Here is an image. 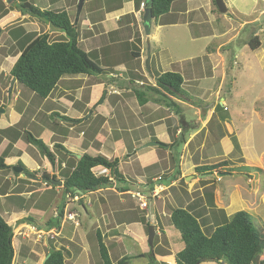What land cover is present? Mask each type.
Segmentation results:
<instances>
[{"label":"crops","instance_id":"0c3cea01","mask_svg":"<svg viewBox=\"0 0 264 264\" xmlns=\"http://www.w3.org/2000/svg\"><path fill=\"white\" fill-rule=\"evenodd\" d=\"M33 1L34 0H31V3ZM137 1L139 0H85V3H89L88 10L84 15H82V7V10L76 20H74V18H71L70 12L71 10H73V2H78V0H44L43 4H46V7L42 5V8L53 10V5L57 4L56 10H65L68 13L71 22L74 23L77 27L79 46L81 48L86 47L87 50H85L84 52L92 54V57L95 58L94 60H96V58L97 60L101 58V61L103 62L105 56H109V51H113L112 49L114 48V46L121 44L120 42L122 40H126V43H129L132 47H135V49L133 48V52L135 53V55L137 54L136 47H138V49L140 50L139 57L136 58L135 55L132 54L135 58L132 65H129V67L128 65H122L118 67L117 72L118 76L120 75L121 77V81L124 78H131L132 74L129 73L130 68H133V73L140 75L143 79H146L148 77V74L144 71V68L146 67L145 62L147 59L145 44L150 45L151 40L155 41L157 45H160L161 41L159 39H163L166 35L174 34V32H176L173 31L171 33L161 35L160 30H162L163 28L174 29L182 26L188 27L190 29V34L188 35L190 43L193 44L199 41L203 42V49H201L202 53L199 55L200 57L195 58L189 56L186 58H179L177 63L174 64L169 62L171 61V59H169V63H166V65H164V58L162 56V52L164 50L158 47V49H156L157 52L155 53L150 48L151 57L149 64L150 67L152 66L153 68V77L148 81L147 86L155 85L154 83L156 82V79L154 80V76L156 78V76L167 72L177 73L183 79V90L191 97L195 98V102H197L198 99L202 100L204 102L203 105H199L198 107L193 105L191 99L187 98L184 95L169 96L171 100L176 103L179 108H181V112L177 113L174 108H167L166 106L155 103L153 101H149L145 105L141 106L138 104L135 98L136 105H134L133 107H128V111H130V113H126L127 110L125 108V105L127 106V100L125 98L127 96L126 94H124L125 89H120L121 87H119V89L109 88L108 92H106V95H110V97L116 96L114 105L111 107L110 117L108 119H104L103 124H101L99 128H96L95 130H93V132H89V124L93 117L97 115V113L92 112L90 117L86 118L84 109H79L80 101L81 99H83L81 94L85 90V88H83L84 85H82L81 87H77L78 89L76 93L73 94L71 93L70 89L67 88L66 90V87L64 85L60 86V83L64 81L60 80L52 93L46 99L41 101L37 100L33 96V94L26 95L23 100H20V97L22 95V92L20 90H17L16 94L12 95L13 89L16 87L17 83L15 82L11 86L12 79L9 76V72L18 59V54L14 57H11L13 61L11 66L9 67V70L5 69V65L10 60V58H4V60L7 62H2V65H0V110L2 109L0 111V130H5L9 127L17 125L22 118H25L29 115V118L26 119V121L28 120L26 131L30 132L29 127H31V125H29V123H33L39 128L38 136L32 135L33 133H31L33 137H37V139L44 141V139L42 140V137L45 136L44 133H48L49 139L47 142L44 141V144L48 147L49 150L52 151L53 145L55 143H59L70 153L76 155V159H79L77 156L81 157V155L83 154H87L92 157L102 155L108 160L117 159L118 171L123 176H125L128 182H130L128 178L129 176L122 173V171L120 170V166L125 165L128 166V168H132L134 166V163L137 162L139 169L136 176H134L135 181L132 184L133 186L136 185L137 187H139L138 185L143 184V186L145 185L146 190L148 186V180H152L154 179V177L156 178V175L151 174L152 172H154V170H152V172L150 173V170L148 168L156 167L157 169L162 170L163 166L164 172L169 171V175L166 177L167 182L169 183L167 186H172L174 188L176 187V184L178 182H181L180 180H189V176L191 175V173H195L196 166L203 165L202 162L204 156L202 152L205 148L206 140L208 138V133L206 131L207 125L210 122V119L213 120V113L216 103L220 102L221 105L225 104L226 106L223 97L219 98L217 96L213 102L214 82L219 81L218 79L221 77L220 84H223L224 81L228 80L231 76L229 74L230 68L228 64L225 63L226 60L222 52H226L228 49H230L229 45L231 44V42L233 43L238 41L240 33L245 26L254 25L251 26V34L256 37H259V34H256V32L261 30V28H257L258 25H256V19L243 22L237 27L230 26L229 28H223L219 24L220 19L216 14L217 8L214 6L212 0H174L167 14L159 17L155 23L152 21V24H154L155 27V32L151 33V25L150 36L147 37L144 34L142 23L144 8H142V5H144L146 1H140L142 2V4L139 10H137L135 7V2ZM85 3L83 5H85ZM4 4L7 5L5 1ZM59 4L64 5H62V7H58ZM262 12L264 13V11ZM28 18L30 17L21 15V13L19 12L9 11L6 15L0 17V34L6 32V34L10 36L13 25L17 24V22L19 21V25L24 30L29 24V21L26 20ZM24 32L31 33V31H28L27 29L24 30ZM195 32L196 34L193 35L192 33ZM58 34L60 35V33ZM229 34L230 37L226 39ZM100 37L102 39L106 38L107 42L101 47H92V45L94 44V40ZM213 41H216V47L211 48L210 44H213ZM226 47H228V49H226ZM243 48L249 49L247 44L244 45ZM130 49L131 47L129 48V50ZM233 59L237 60L235 59V56L233 57ZM94 60L92 59V61ZM138 62L141 68L133 67L134 65L138 64ZM173 65H177L178 67L174 68ZM89 79L90 78H87V80L78 81L81 83H86V81H88ZM133 79V88L142 87L144 85V80L134 81ZM97 87V84H92L88 89L92 92V90H95ZM129 88L130 89H127L126 92H131V94H133V88ZM111 89L114 91L111 92ZM8 91L9 103L5 105L4 98ZM147 94L149 99H155V96L150 95V93ZM123 103V113L118 114L117 108L118 110H120L119 106H121V104ZM159 109H163L165 111V115L158 120L150 119L148 121V118L154 115ZM190 110L193 111V113L189 112ZM199 113L205 114L207 116V121L198 126L197 122H199L200 120L198 117L193 118V116ZM55 115L60 118L61 122H64V120L62 119L63 117L82 121L75 125L65 121L67 125L64 129L63 125H60V123L53 124L52 127H49V125H47L48 118H51ZM129 117H136L139 121L137 123L138 126L135 131L126 127L125 121ZM119 118H121L122 121H119ZM234 120L235 119H233L231 123H233ZM111 121H113V125L109 124L111 123ZM86 123H88L87 127L82 128ZM93 123L94 122H92V124ZM158 125L163 126V131H165L166 133H168L170 129H173V138L183 143V152L179 156L180 159L186 156L185 158H187V160L189 161H187L185 164L181 161H178V166L175 170H173V167H171V164H169V162L168 164L166 161L162 162L163 159H161L160 156H157L158 159L156 158L158 150L162 149L163 147H146L148 143L152 142V135H149L148 132L146 133V130H149L150 127ZM78 128H80L79 132H76ZM242 128H235L236 130L230 129L231 132H229L228 129V132L230 134H234V137L237 139V141H240V150L241 154L243 155L242 158L249 159L251 158V154L257 155L253 157H261V155H264V151L260 152L259 155L253 149L252 142L250 141V128ZM136 130H139L138 132H142V134H140L137 140L134 139L133 142L127 141L126 135L134 136L133 134L136 132ZM99 135L104 136L102 140L99 139ZM173 138H166L168 144L165 143L164 145H167L166 150H168V152H171L172 148L175 146L173 142L174 140H172ZM10 140L11 139L6 138L3 135L2 140H0V156L5 150L8 149ZM156 142L162 144L160 141ZM220 142L226 144L224 149L226 152L228 151V149H230L228 148V146L233 149V145L231 144L232 142L230 143V139L228 138V136L223 137ZM142 143L145 144V147H143L141 151H138L137 149ZM153 148H156L157 150H152ZM132 151L134 153L130 154ZM195 156H198V158L197 161L193 162L194 160L192 161L191 159H193ZM168 158H172L171 153L168 154ZM248 159L245 163H248ZM18 163H22V165L30 172L39 171V169H42L46 173H57L59 171L57 165L53 168L50 162L39 152H37L34 146L26 144L22 139H19L16 143L13 144L8 156L4 159V165L11 168L12 170L14 167H18ZM246 167L255 168L252 162L248 163ZM178 170L180 171L179 174L176 173ZM4 171H6V175L4 176L5 181H12L10 175H12L14 178H18V180H22L26 177L23 171L22 173L18 174V176H14L8 169H5ZM93 171L98 175H109V171L105 168L97 167ZM60 182H62L63 185V181ZM202 182L205 181L201 180L200 183ZM206 182L208 183L206 184ZM206 182L204 184L205 186L201 185L200 188H197L195 190L196 192L199 190V195L197 193L194 197L191 196V189L194 184L190 189L186 186L185 194L184 192H182L181 197H176V202H182L179 207L186 208L194 214H200V211H204V207H206L207 205L205 203V188H209L212 185L211 181ZM170 183L172 184L170 185ZM116 184L118 185V183L114 181L108 188L100 189L94 193H103L105 191L115 192L116 190H118V186ZM0 188L2 187L0 186ZM57 188L60 189L62 188V186H57ZM128 189L129 191L127 193L121 194L131 195L134 192L130 188ZM57 192V199L51 204V206L58 204L60 201V190H57ZM27 194L22 193L20 194V196L24 199H27ZM7 196L8 194L0 195V199H6ZM84 196L85 195H82V197ZM183 198H185L186 201L184 204ZM101 202H103V200H101ZM80 210L74 211V213L78 215L81 220L80 225L79 223L74 225L73 221L60 224L59 221L57 227H53V225H51L52 227L49 229L50 231H55V238H57V240L65 242V246H62L65 249V262H70V264H100L96 259L94 249L97 244L96 234H99L101 236L103 244L106 247L110 264H120V260L125 256H129L131 259H138L140 261L139 264L147 263L148 259H144V257H147L146 255L151 253V248L147 244L148 234L145 231L144 225L139 222H128V218L137 217L138 213L135 212L136 210L132 209L131 207L118 209H93L86 206H82ZM28 212L36 213V215L38 214V217H41L40 215H45L47 211L42 212L40 210L31 209V211ZM55 215L57 216V213H55ZM53 218H55V216H53L51 219ZM148 224L150 225L151 223L148 222ZM210 225L213 226V224L211 223ZM154 229L156 235L155 238H161L165 235L164 228L159 226V223H156L154 225ZM167 241H169V239ZM126 242L130 244V247H128ZM159 245L160 242L157 243L152 249L156 261L159 264H163L170 258L171 262H173V256L177 252H170L166 255H164L163 252L157 254L155 252ZM168 245L170 246V244ZM118 248L122 255H120L117 260H113L112 251L118 250ZM121 250H123V252ZM127 253L129 255H125ZM26 259L27 257L21 259L20 264H24L23 262H27ZM43 262L40 264H43ZM128 263L129 261L127 262V264ZM166 264L168 263L166 262Z\"/></svg>","mask_w":264,"mask_h":264},{"label":"rangeland","instance_id":"374dc122","mask_svg":"<svg viewBox=\"0 0 264 264\" xmlns=\"http://www.w3.org/2000/svg\"><path fill=\"white\" fill-rule=\"evenodd\" d=\"M44 0H34L32 4L41 9V10H47L43 9L42 5L46 7V4H43ZM192 1H200V0H192ZM224 4L227 8V13L225 15H221L216 12L217 16H219L220 22L219 24L224 28L237 27L243 22L246 21H257L258 27L261 28V30L257 31L256 34H259L260 47L258 49L260 50H250L248 48H243L244 45L248 44V41L251 37H253V34H251L252 27L254 25H247L244 27V29L240 33V37L238 38L237 42H231L229 45V48L226 52H222L224 55V58L226 60L225 63L228 64L230 70L229 74L231 75L230 78L226 81H224L223 84H220V78L219 81L214 82L213 84V102L214 99L218 96L219 98L224 99V102L226 103V111H224L223 106L220 104V102L216 103L217 113H213V119L209 125H207L206 131L208 133V138L206 140L205 148L203 149V165H212L219 162H222L225 160L228 163V166L233 172V176H223L220 175V170L224 171V169H218L213 172V175H208L204 177H200L199 174L191 173L189 176V180L184 181L180 180L181 182H178L176 184V187H172L170 189L169 186H167L168 182L167 179L164 178L162 184L164 186H167V190L160 193L158 196H152L148 192V186L147 190L145 185L143 184L133 186L132 183L135 181L136 174L138 173V163L135 162L134 166L132 168H128V166L121 165L120 170L124 175H128L130 182L126 181V183H118V189L121 187L124 188H130L134 193H140L139 195L143 196L141 197H135V195L132 197L131 195L121 194L118 190L115 192L113 191H105L101 193H92L87 194L84 197L78 195V196H70L68 198H64L63 194L60 192L59 194V203L52 205L49 207L45 215H40L41 217H38L36 213H29L26 210L21 209L19 206L22 202L18 199H13L10 201L8 198L6 199H0V215L1 217L7 222L8 225L13 227V247L16 254V259L14 261V264H20V252L21 248L25 247L28 249L27 252V262H23L24 264L32 263V264H40L43 262V260L46 257L47 250L49 248V245L52 244L56 248L64 249L62 246H65V242L61 240H57L55 238L56 234L55 231L47 230L46 224L51 220L53 216L56 217L55 213L58 211V206H61L64 204L63 209V216L60 219L61 223H66L69 221H73L74 225L81 223V220L78 215L74 213V211H79L82 206L90 207L93 209H99V208H110V209H118V208H126L131 207L132 209L136 210L137 217H144L150 225L154 226L156 223H159V226L164 228L165 235L161 238H155L156 235L154 234L153 242L155 244L160 242V245L157 247V250L155 253L160 254L161 252L164 253V255L169 254L170 252H178L183 249L184 244L181 242L179 233L172 228V225L169 221V216L171 213V210L175 207H179L180 204L178 201L176 202V197H181V193L186 192V186L189 187V189L192 187V193L191 196L194 197L195 194L198 193L199 190L196 192L195 190L197 188H200L201 185H204V183H200L201 180L203 181H211L212 187L208 189L207 191L209 193H213V204L215 208L210 211L207 210V218H204L203 224L206 225L204 228V233L206 235H210L211 232L214 229V226L212 227L210 225L214 222L221 223L223 218L230 217L234 213L238 211H249L248 213L252 215L253 222L257 227H260L264 229V155L253 157L256 154H251V158L248 159V163L252 162L255 168L260 169L261 171H254L249 167L247 171L249 172H242L240 168L246 170L244 166H246L248 163H245L247 159L242 158L241 150L236 151L234 150V143L232 138L235 136L234 134H230V129L236 130L241 129L242 127L250 128L249 132L251 133V142L253 149L256 153H260L264 151V0H223ZM85 3V2H84ZM64 4H59L58 7H62ZM78 2H73V10H71L70 15L71 18H74V20L77 19L79 16L78 13ZM89 3L86 2L85 5H83V13L84 15L86 11L88 10ZM53 10L57 9V4H54L52 7ZM0 12V17H1ZM29 21L28 26L24 30H28L32 32H37L39 34L41 33H47L49 36L50 41H55L61 39L60 36L63 34L53 32L51 29H49L48 26L41 23L39 20L34 19H26ZM16 23V22H15ZM13 25V31L11 33V36L6 34V32H3L0 34V65H2V62H7L4 60V58H7L10 60L6 63L5 69L9 70V67L12 64V58L15 55H18V49H13V42L12 39H18L21 40L24 38V35L22 34V29L17 30L18 24ZM255 23V22H254ZM196 28V27H193ZM20 29V28H19ZM173 31L174 34H168L163 39H159L161 42L160 45H157L155 41L150 40V48L153 52H157L156 49L160 47L162 50V56L164 58V65L166 63L171 62L172 64L177 63L179 58H186V57H200L199 55L202 53L203 49V42L199 41L196 43H190L189 41V31L190 29L188 27H179V28H163L160 30V34H167L171 33ZM155 32L154 24H152V31L151 33ZM193 32V31H192ZM82 33V32H80ZM10 34V33H9ZM145 34V32H144ZM193 35L196 34L192 33ZM150 36V35H149ZM147 36V37H149ZM230 37V34L227 36L226 39ZM255 37V36H254ZM225 39V41H226ZM14 41V40H13ZM107 42V39L97 38L94 40V44L92 47H101ZM123 42V44H122ZM127 41H121L120 43L112 49L113 51H109V56L106 55L104 61H101V58L97 60H94L95 58L90 56V59H93L95 64L99 66L103 72L99 75H91L90 77L88 75H78V76H65L62 80L63 82L60 83V86L64 85L67 88L70 89L71 93H76L77 87H81L84 85L83 88L85 90L82 92V98L79 104V109H84L85 117H90L92 112H96L97 115L93 117L91 120L89 126V132H93L96 128H99L101 124H103L104 119H108L110 117L111 113V107L114 105V101L116 100V96L106 95V92H108L109 88L112 89H125L126 94V104L125 108L127 110L126 113H130L128 111V107H133L136 105L135 102V96L128 92L129 87L133 86L132 77L136 74L133 73L134 69L130 68L129 73L132 74L131 78H124L121 81L120 75L118 76V67L124 66V65H132L133 60L135 58L132 55L133 48L131 44L126 43ZM216 41H213V44H210L211 48L216 47L215 45ZM139 44V43H137ZM146 46V56H147V47ZM131 49L129 50V48ZM84 51L87 50L86 47L82 48ZM90 51V50H89ZM13 52V53H11ZM235 56L234 60L233 57ZM171 59V61L168 62V60ZM150 63V62H149ZM237 64V65H236ZM133 67H140L139 62L138 64L134 65ZM174 68H177V65H173ZM141 68V67H140ZM152 66L150 67L149 64V72L144 68V71L148 74V77L144 80V85H148V81L151 80L153 77L152 74ZM223 74V73H222ZM115 75V76H114ZM87 78H90L88 81L79 82L78 80H87ZM120 78V79H119ZM154 76V80H155ZM61 80V81H62ZM12 82V80H11ZM16 82V81H15ZM79 82V83H78ZM119 83V84H117ZM121 83V84H120ZM86 84V85H85ZM92 84H97L98 87L95 90H92V92L88 89ZM156 84V82L154 83ZM122 85V86H121ZM111 89V92L114 91ZM17 90H20L22 92V95L20 97V100H23L26 95L32 94L29 90L24 88L23 86L16 84V87L13 89V94H16ZM9 91L6 93V96L4 98L5 105L9 103ZM34 96V95H33ZM35 97V96H34ZM37 100L39 98L35 97ZM41 101V100H40ZM198 102H201L203 105L204 102L202 100H197ZM120 110L117 108V113H123L122 109H124V103L119 106ZM113 109V108H112ZM2 110V109H1ZM0 110V111H1ZM143 110V109H142ZM161 111V112H160ZM215 111V110H214ZM192 112L193 111H189ZM189 113V114H192ZM165 115V111L163 109H159L154 115L150 116L148 118V121L150 119L158 120L162 118ZM113 116V115H112ZM199 118L200 125L202 123H205L207 121V116L203 115L201 113L193 116V118ZM29 118V115L25 118H22L24 121V127H27L26 119ZM112 118V117H111ZM190 118V117H189ZM192 118V117H191ZM21 119V120H22ZM231 123V121H233ZM211 120V119H210ZM119 121H122L121 118H119ZM92 122H94L92 124ZM138 119L129 117L125 123L126 127L128 129H132L135 131L137 128ZM37 123V122H36ZM60 123V125H63V129L66 128V123L61 122L60 118L58 116H53L51 118H48L49 127H52L53 124ZM198 123V122H197ZM110 125H113V121L109 123ZM31 127L30 133H33L32 135L38 136V127L33 124L29 123ZM88 123H86L82 128L87 127ZM155 127V128H154ZM231 127V128H230ZM79 129L76 130V132H79ZM163 126H153L150 127L149 130H146V133L148 132L149 135H152V142L160 141L163 145L167 143L166 138L174 136V130L170 129L168 133L163 131ZM229 129V132H228ZM243 129V128H242ZM139 130H136V132L133 134L134 136L126 135L127 141L133 142L134 139L137 140V138L142 134V132H138ZM144 132V131H143ZM44 137H42V140L44 139L45 142L48 141L49 134L44 133ZM112 136V135H111ZM110 136V137H111ZM225 136H228L230 139V143L233 145V149H231L230 146H228V151L226 152L225 143H221V139ZM103 135H99V139H103ZM37 138V137H36ZM174 140V147L172 148L171 152L166 150L167 145H164L162 149L158 150V153L156 155V158L160 156L161 159H163L162 162H169L171 164V167H173V170H175L178 166V161H181L182 163H186L187 158L180 159V154H182L183 149V143ZM237 140V139H236ZM44 141H42L44 143ZM239 141V140H238ZM239 147L240 141L238 142ZM145 147V144H140L138 151H141V149ZM37 152L40 153V150L35 147ZM140 149V150H139ZM144 150V149H143ZM152 150H157L156 148ZM151 150V151H152ZM171 153L172 158H168V154ZM132 151L130 154H133ZM41 154V153H40ZM150 154V153H149ZM42 155V154H41ZM260 155V154H259ZM43 156V155H42ZM158 156V157H157ZM257 156V155H256ZM149 158V157H147ZM198 156H195L193 159H191L193 162L197 161ZM258 158V159H257ZM145 159V158H144ZM155 159V158H154ZM38 161V159H37ZM191 161V162H192ZM180 162V163H181ZM245 164V165H244ZM165 165V163H164ZM244 165V166H243ZM150 173L156 175L157 177H167L169 174V171L164 172L163 166L162 170L157 169L156 167H149ZM227 170V169H226ZM40 174L44 171L42 169H39ZM171 171V170H170ZM172 172V171H171ZM226 172H229L228 170ZM6 171L0 170V185L2 186V182H4V176ZM230 173V172H229ZM39 174V176H40ZM175 174V173H174ZM237 174H242L244 176H238ZM176 176V175H175ZM248 176H252L251 179L248 178ZM200 177V178H199ZM10 178L12 179V182L16 185L18 182V178H14L12 175H10ZM176 178V177H175ZM198 178V179H197ZM3 180V181H2ZM29 183L24 184V188H32L35 189V194L40 198L43 194V191L46 188V185L44 183H36L34 180L28 179ZM159 182H156L155 184H158ZM208 183V182H207ZM172 183H170L171 185ZM187 184V185H186ZM22 185V184H21ZM35 186V187H34ZM136 190V191H135ZM183 190V191H182ZM195 191V192H194ZM27 194V193H26ZM31 193H28L26 195V198L29 197ZM16 198V197H15ZM37 198V199H38ZM5 200V201H4ZM103 200V202H101ZM184 202H186L185 198H183ZM207 204V201L205 202ZM204 204V203H203ZM66 208V209H65ZM205 208V207H204ZM57 209V210H56ZM219 210V211H216ZM221 210V211H220ZM31 211V210H30ZM81 211V210H80ZM213 211L216 214V221L215 216H213ZM82 212V211H81ZM30 216H36L38 218V226L34 227L32 225L28 224H20L18 225V222L20 219ZM102 220V219H101ZM100 220V222H101ZM64 221V222H63ZM149 225V226H150ZM78 226V225H77ZM76 226V227H77ZM171 228V229H170ZM54 232V233H53ZM158 237V236H157ZM148 238V235H147ZM169 241H167L168 239ZM57 241V242H56ZM128 247H130V244L126 242ZM148 244V241H147ZM170 244V246L168 245ZM73 245V244H71ZM149 245V244H148ZM65 250V249H64ZM96 250V249H95ZM112 251V250H111ZM123 252V250H121ZM65 253V252H64ZM65 255V254H64ZM122 253L120 252L119 248L118 250L112 251V258L113 260H117ZM125 255H129L128 253ZM96 259L100 264H103V262L100 259L99 253H96ZM144 259H148L147 257H144ZM41 261V262H40ZM128 264H139L138 259H131L128 260ZM173 261V260H172ZM168 264H172L171 259L169 258L166 261ZM163 263V264H166ZM66 264H70V262H65ZM22 264V263H21ZM201 264H215L211 262H205Z\"/></svg>","mask_w":264,"mask_h":264},{"label":"trees","instance_id":"16d2710c","mask_svg":"<svg viewBox=\"0 0 264 264\" xmlns=\"http://www.w3.org/2000/svg\"><path fill=\"white\" fill-rule=\"evenodd\" d=\"M140 1L135 2L137 10H139L142 4ZM145 1L144 5L148 0ZM173 2L174 0H151L154 23L159 17L169 12ZM212 2L216 7L214 0ZM144 10L145 7L143 8V13ZM9 11H16L21 13V15L39 20L44 25L49 26L53 32L63 34L60 36L61 39L50 41L47 33H25L21 26L19 24L17 25V30L21 31L22 29L24 38L22 40L20 38L12 39L13 49H18L19 57L12 66L9 76L11 79H15L16 83L29 90L39 100L46 99L56 88L59 81L65 76H91L99 75L103 72L90 59L92 54L85 53L79 46L77 27L71 22L65 10H41L35 7L31 3V0H13L12 3H7V5L4 4L3 0H0L1 15L4 16ZM12 32L14 31L11 30ZM247 46L250 50H257L260 47L259 39L256 36L251 37ZM136 50L137 54L135 55L134 52L132 54L138 58L140 50L138 47H136ZM132 79L134 81H142L141 79L143 78L135 74ZM182 86L183 79L179 74L167 72L156 76V84L154 86L143 85L142 87L133 88L132 95L135 96L138 104L141 106L149 101H153L167 108H174L177 113L181 112V108L169 96L184 95L191 99L193 105L197 107L202 105L201 102H195V98L187 94ZM147 93L155 96V99H149ZM217 108H215V113H217ZM62 119L73 125L82 121L67 117H63ZM211 121L212 119L208 125ZM23 125L24 121L22 119L15 126L0 130V140H2L3 135L11 139L8 149L0 156V170L8 169L14 176H18L11 168L4 165V159L8 156L13 144L19 139H22L26 144L38 148L53 168L56 165L58 166L59 171L57 173L43 172L39 176V171L30 172L22 163H18L17 166L23 169L26 177L18 180L16 186L12 181L4 180L2 186L0 185L2 187L0 188V195L8 194L7 198L10 201L13 199L20 200L22 202L19 206L21 209L26 211L35 209L46 212L51 204L56 201L58 196L57 190L62 192L64 198H68L70 196L92 194L100 189H106L114 181L116 183H126L125 176L118 171L117 159L108 160L102 155L92 157L87 154H83L79 159H76V155L70 153L59 143H55L51 151L40 139L33 137L29 131H26V127ZM232 140H235L234 150L240 151L236 138L233 137ZM160 146L163 147L164 145L160 144ZM97 167L107 169L109 175H96L93 170ZM242 168H240L242 172H249L247 171L249 167L244 166L246 170ZM218 169H224V171L220 170V173H222L220 175L233 176V172H231L225 160L212 165L205 164L196 166L195 172L200 176H211ZM226 169L230 173L226 172ZM251 169L258 172L261 171L258 168ZM176 173L179 174L180 171L178 170ZM251 177L248 176L249 179ZM156 178L158 177L156 176ZM156 178L154 177V179L148 180V192L150 194L156 183L154 181ZM164 178L166 177H160L158 184H162ZM28 179H36L34 182L36 181V183H44L46 185L42 193L43 195L40 198H38L40 195L37 196L35 194V189L24 188L23 185L29 183ZM58 181H63L62 188L60 189L52 184V182ZM202 183L205 184V182ZM211 187L205 188L207 205L204 211H200V214H194L190 210L181 207H175L171 210L169 216L170 224L179 233L181 242L184 244L183 249L173 256V264H201L205 262L215 264H264V229L254 224L252 215L247 211H238L230 217L226 216L221 223L214 222V229L211 234L206 235L204 233L206 225L202 222L204 218L208 217L207 210L211 213V210L215 208L213 204V193L211 194L207 191ZM118 190L121 193H127L129 191L128 188L124 187ZM22 193L31 194L27 199H24L20 196ZM64 207V204L58 206L57 216L46 224L47 230L52 227L51 225L57 227L63 216ZM213 216H215L214 220L216 221L217 218L214 211ZM128 222H139L143 224L148 234L149 224L144 217L128 218ZM20 224L39 227L38 219L30 215L20 219L18 225ZM96 236L97 244L94 248L96 249L95 254L99 253L103 264H110L107 250L102 242L101 236L99 234H96ZM12 242L13 227L8 225L0 215V264H14L16 254ZM155 245L153 242V247ZM50 250H53V252L47 257ZM27 252V248H21V259L27 257ZM64 252V249H57L50 244L46 254L47 258L45 257L46 260H44L43 264H66ZM146 256L148 261L145 264H159L155 259L153 250ZM130 259L129 256H125L120 260V264H127Z\"/></svg>","mask_w":264,"mask_h":264},{"label":"water","instance_id":"95a60500","mask_svg":"<svg viewBox=\"0 0 264 264\" xmlns=\"http://www.w3.org/2000/svg\"><path fill=\"white\" fill-rule=\"evenodd\" d=\"M6 3L10 4L13 2V0H4ZM84 1L85 0H78V13L81 12L82 10V7H83V4H84ZM214 3L216 5V8H217V11L222 14V15H225L227 13V8L224 4V1L223 0H214ZM145 7V10H144V13H143V17H142V23H143V30L145 32V35L146 36H149L150 35V29H151V25H152V21H153V14H152V4H151V0H148V2L144 5ZM150 57H151V54H150V46L148 45L147 47V59H146V62H145V66H146V69L148 70L149 72V62H150ZM15 83V79H12V82H11V86ZM205 115V114H203ZM198 126L200 125V122H198L197 124ZM152 146H160V143H157V142H150L146 145V147H152ZM78 158H80V156H77ZM13 171L17 174H20L22 173V168L20 167H14L13 168ZM238 176H244V177H247L245 175H242V174H238ZM201 177H204V176H201ZM53 185H56V186H62V182H52ZM154 234H155V229H154V226L150 225L148 227V244H149V247L151 248V250L153 249V238H154ZM53 252V250H50L49 254L47 257H49V255ZM46 257V258H47ZM45 258V260H46Z\"/></svg>","mask_w":264,"mask_h":264},{"label":"built area","instance_id":"2783aa9c","mask_svg":"<svg viewBox=\"0 0 264 264\" xmlns=\"http://www.w3.org/2000/svg\"><path fill=\"white\" fill-rule=\"evenodd\" d=\"M144 7V5H142V8ZM224 110L226 111V106L225 104H222ZM95 173V172H94ZM96 174V173H95ZM98 175V174H96ZM160 180V177L156 178L154 181L155 182H158ZM167 190V186H164L162 184H154V187L153 189L151 190V195L152 196H158L160 193L164 192ZM140 193H134V194H131V196L133 197L135 195V197H141L143 198V196L139 195Z\"/></svg>","mask_w":264,"mask_h":264},{"label":"clouds","instance_id":"9594fccd","mask_svg":"<svg viewBox=\"0 0 264 264\" xmlns=\"http://www.w3.org/2000/svg\"><path fill=\"white\" fill-rule=\"evenodd\" d=\"M80 196H82V195H80Z\"/></svg>","mask_w":264,"mask_h":264},{"label":"flooded vegetation","instance_id":"af4514ba","mask_svg":"<svg viewBox=\"0 0 264 264\" xmlns=\"http://www.w3.org/2000/svg\"><path fill=\"white\" fill-rule=\"evenodd\" d=\"M238 175V174H237Z\"/></svg>","mask_w":264,"mask_h":264}]
</instances>
